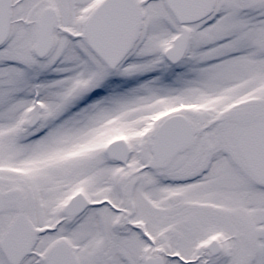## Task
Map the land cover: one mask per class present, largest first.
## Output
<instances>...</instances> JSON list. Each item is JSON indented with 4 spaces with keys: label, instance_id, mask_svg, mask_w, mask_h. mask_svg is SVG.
<instances>
[{
    "label": "snow or ice",
    "instance_id": "1",
    "mask_svg": "<svg viewBox=\"0 0 264 264\" xmlns=\"http://www.w3.org/2000/svg\"><path fill=\"white\" fill-rule=\"evenodd\" d=\"M0 264H264V0H0Z\"/></svg>",
    "mask_w": 264,
    "mask_h": 264
}]
</instances>
